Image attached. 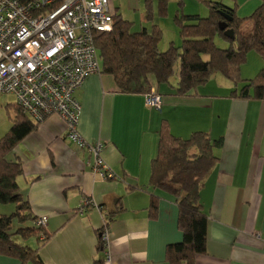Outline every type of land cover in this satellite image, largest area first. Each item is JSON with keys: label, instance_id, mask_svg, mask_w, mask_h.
<instances>
[{"label": "crops", "instance_id": "obj_1", "mask_svg": "<svg viewBox=\"0 0 264 264\" xmlns=\"http://www.w3.org/2000/svg\"><path fill=\"white\" fill-rule=\"evenodd\" d=\"M125 1L144 11V0L110 3L120 13ZM179 1L169 0L160 16L151 0L154 19L170 18V6L177 9ZM225 2L233 5L232 0ZM260 3L235 0V12L247 17ZM198 4L182 0L181 8H201ZM142 20L148 23L143 15ZM250 52L240 67L243 79H249L244 68ZM175 84L152 86L163 97L160 108L147 107L144 94L119 92L105 74L89 75L75 91L80 104L77 130L87 144L101 145L100 156L113 178L93 171V155L66 137L57 114L47 116L9 154L22 163L17 177L22 197L34 216L46 218L48 237L26 241L38 247L43 264H177L166 257L167 246L182 240L177 204L150 185L162 128L181 138L202 131L223 141L213 149L218 160L200 190L207 215L206 251L195 256L194 264H264V99L233 95L240 84L217 74L189 96L174 95ZM103 233L106 242L99 249ZM0 264L22 263L0 254Z\"/></svg>", "mask_w": 264, "mask_h": 264}, {"label": "trees", "instance_id": "obj_2", "mask_svg": "<svg viewBox=\"0 0 264 264\" xmlns=\"http://www.w3.org/2000/svg\"><path fill=\"white\" fill-rule=\"evenodd\" d=\"M150 1L144 0L143 11V19L151 23L150 28L132 30L133 22L114 9L112 29L94 34L93 44L101 64L98 73L111 76L119 92L149 93L153 85L169 84L175 73L173 94L189 96L211 75L217 74L235 85L240 84L239 91H234L233 95L264 99V66L252 79L240 76V66L248 52L254 51L264 60V0L247 17L236 14L235 0L232 6L225 0H198L208 9L206 16L176 11L173 19L181 44L179 47L170 44L163 51L159 49L162 31L154 22ZM155 2L157 14L165 15L169 0ZM181 4L182 0L178 2L180 8ZM221 22L233 30V39L219 28ZM217 36L229 46L218 47L214 41ZM9 120L8 131L0 135V204L12 203L14 210L0 214V254L22 264H43L38 247H31L26 241L31 237L38 240L39 236L45 240L48 237L45 223H39L20 193L17 177L22 174L21 161L9 156L43 120H34L16 101L9 108ZM222 142L221 137L212 139L202 131L193 132L188 138L174 136L166 128L160 131L157 154L151 163L150 185L169 194L178 207L182 240L166 248V257L172 263L194 264L195 256L206 251L207 215L200 202V190L218 160L213 149L222 146ZM150 210L151 214L156 210L153 200ZM103 244L99 235V249ZM93 264H101V261Z\"/></svg>", "mask_w": 264, "mask_h": 264}, {"label": "built area", "instance_id": "obj_3", "mask_svg": "<svg viewBox=\"0 0 264 264\" xmlns=\"http://www.w3.org/2000/svg\"><path fill=\"white\" fill-rule=\"evenodd\" d=\"M113 15L110 0H0V93L12 94L34 120L60 116L66 137L93 155V171L103 179L114 175L100 156L101 145L87 144L77 130L74 94L99 72L93 37L112 29ZM144 99L147 107L163 103L153 90ZM105 257L110 260L108 250Z\"/></svg>", "mask_w": 264, "mask_h": 264}, {"label": "rangeland", "instance_id": "obj_4", "mask_svg": "<svg viewBox=\"0 0 264 264\" xmlns=\"http://www.w3.org/2000/svg\"><path fill=\"white\" fill-rule=\"evenodd\" d=\"M198 5H200L199 7L201 8H197L193 10H186V11H184L182 8L178 6H177L178 8L174 10L171 5L169 8L170 18L163 19L159 22L157 18L154 19L155 24L157 23L162 31V39H161V42H159V49L161 51L166 50L170 44H173L176 47H179L181 44L179 30L173 19L174 12L182 10L184 13H196L201 16H206L208 14V9L204 5H201V4H198ZM120 14L123 18L133 22L132 30L134 31H139L142 27L150 28L151 26V23H145L142 20V15H143L142 7L133 8L125 1L124 5L120 6ZM214 41L216 45L220 48H226L229 46V43L227 41L221 39L218 36L215 38ZM254 54L257 55L259 58L255 56ZM245 61H246V58H245ZM244 63H242L241 66ZM100 65L101 64L99 62V66ZM262 66H264V60H262L261 57L256 52L254 51L250 52L248 63L246 64L244 68L246 71L245 72L246 76H248L249 79L254 78ZM175 81H176V74L173 73V75L171 76L168 82L169 84L173 85ZM14 101L15 99L12 94L0 93V135H3L8 131L9 127H7V125H8V122H10L9 108L14 103ZM9 205L14 208V205L12 203L0 204V213L10 214V211L7 210V207Z\"/></svg>", "mask_w": 264, "mask_h": 264}, {"label": "water", "instance_id": "obj_5", "mask_svg": "<svg viewBox=\"0 0 264 264\" xmlns=\"http://www.w3.org/2000/svg\"><path fill=\"white\" fill-rule=\"evenodd\" d=\"M227 19H230L229 17H227ZM219 28L221 30H224V35L230 39L234 38V33L232 29L227 28V25L225 22H221L219 23Z\"/></svg>", "mask_w": 264, "mask_h": 264}]
</instances>
